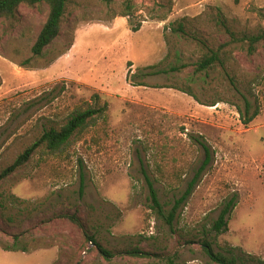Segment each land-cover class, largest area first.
Wrapping results in <instances>:
<instances>
[{
    "label": "rangeland",
    "instance_id": "rangeland-1",
    "mask_svg": "<svg viewBox=\"0 0 264 264\" xmlns=\"http://www.w3.org/2000/svg\"><path fill=\"white\" fill-rule=\"evenodd\" d=\"M127 2L70 0L60 35L40 56L32 46L46 2L0 19V172L46 129L104 108L61 151L39 147L0 182V243L19 235L30 247L0 246V264H214L204 239L216 252L264 260V41L249 53L240 40L264 31V0H131L123 16ZM206 46L227 56L229 74L219 64L196 71ZM154 64L164 72L144 69ZM243 95L251 112L256 100L260 108L249 124L238 109ZM208 157L170 226L150 207L146 175L170 204ZM232 197L229 229L215 235ZM135 247L150 255L124 253Z\"/></svg>",
    "mask_w": 264,
    "mask_h": 264
},
{
    "label": "trees",
    "instance_id": "trees-1",
    "mask_svg": "<svg viewBox=\"0 0 264 264\" xmlns=\"http://www.w3.org/2000/svg\"><path fill=\"white\" fill-rule=\"evenodd\" d=\"M105 1L107 3H111L113 0H105ZM42 2H46L49 5V14L46 22L43 24L38 34V37L34 45L32 46V53L35 56L42 55L44 50L49 45H51L60 35L62 24L66 16V13L68 11L70 0H0V19H15L17 16L18 9L22 4L34 6ZM126 7L127 10L122 12L121 14L123 16L131 15L132 13L131 0H128ZM137 29L138 28H136V30ZM174 30L186 33L182 24H179V26ZM228 32L231 34L233 40H239L236 38L234 32H232L230 29H228ZM240 40H242V42L244 43H247L246 49L248 50L249 53H253L256 50L257 45L261 41H264V31L259 32L258 34H254L252 36H246ZM207 49H208L207 54H205L201 58V60L197 63L196 71L207 72L209 69L214 68L215 64H219L225 71H227L226 69L227 59H228L227 56L223 57L222 53H220V50L210 47L209 48L207 47ZM159 67L160 64H154V65L146 66L144 67V69L150 70L155 73H159L163 71L162 69H159ZM227 74H229L228 71ZM134 76L135 74L131 75V77ZM233 78L234 77L231 76L230 80H232L235 86L238 87V84L234 81ZM139 85L148 86V84L144 81H142ZM184 91L196 97V95L193 93L191 88L185 89ZM243 100H244V109H242L241 107H239L238 109L241 116L244 117V123L249 124L257 117V115L260 112V108L258 105V101L256 100L257 103L256 108L253 112H251L253 108V103L246 95H243ZM219 102L220 100H217L211 104H205V105L216 106L217 103ZM103 110L104 108H100V109L88 108V109L77 110L61 126L59 127L53 126L50 127L49 129H46L44 133L40 136V138L37 141H35L30 147H28L24 152H22L14 160L12 164L2 169V171L0 172V182L6 180L9 176L15 173L20 167L25 165L31 158L32 154L39 147H44L49 152L52 153L61 151L70 142L71 138L75 134L84 130L91 123V121L94 120L97 117V115L100 114ZM202 145L206 149L207 154L209 155L208 146L204 143H202ZM208 161H209V157L204 162V164L199 169V171L196 173V175L193 177V179L189 182L188 188L181 194V196L175 197L173 202L170 204L161 202L158 190L156 189L150 177L146 175V179L150 189V194H149L150 207L153 211L156 212V214L162 216L170 226H173L175 220L178 218L179 208L184 204H186V202L192 195L194 186L196 185ZM81 191H83V187H81ZM10 197L13 198L15 201L17 199L19 200V198H17L16 196L12 195ZM235 202H236V197H232L228 202L224 204L223 208L221 209L218 215V218L214 221L212 225V231L215 232V235H220L228 231L229 219L235 207ZM1 204H2L1 207L3 208L6 207L5 202H2ZM169 205L171 207L168 210H166V207H168ZM68 217L71 220L75 221L76 223H79V225H81L80 219L77 216L69 215ZM14 238L15 241L13 244L4 245L0 243V246L6 251L30 252V247L28 246V244H24L22 247L19 246V243H21L22 241L19 235H16ZM90 239L92 242L95 241V238L93 236H91ZM203 249L214 264H250V262H252L253 264L255 263L264 264V260L260 258H256L253 256L246 257L244 255H240L234 252V250L231 248H224L223 250L216 252L212 246V242L209 241L208 239L203 240ZM99 250L107 259H112V257L114 256V253L111 250L101 245H99ZM124 253L136 257L137 256L146 257L150 255V252L143 250L139 247L132 248Z\"/></svg>",
    "mask_w": 264,
    "mask_h": 264
}]
</instances>
